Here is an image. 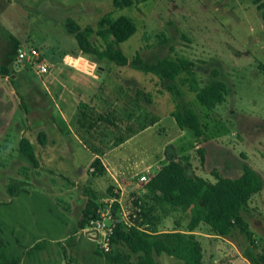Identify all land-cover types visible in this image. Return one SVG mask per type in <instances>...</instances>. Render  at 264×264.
<instances>
[{
  "label": "rangeland",
  "instance_id": "rangeland-1",
  "mask_svg": "<svg viewBox=\"0 0 264 264\" xmlns=\"http://www.w3.org/2000/svg\"><path fill=\"white\" fill-rule=\"evenodd\" d=\"M69 18L98 50L118 39L130 60L137 52L146 64L167 56L187 60L190 71L178 80L185 100L200 116L203 138L179 127L167 84L153 73L93 62L78 50L76 57L104 73L102 81L70 75L59 63L77 46L66 31ZM29 47L53 69L38 75L26 66L9 78L0 76V237L21 264H111L97 254L98 239L79 228L83 210L90 199L109 198L113 178L133 190L143 187L148 174L139 175L137 165L122 159L116 163L109 156L104 160L113 175L99 176L90 169L97 153L94 145L101 160L121 143L119 138L130 136L128 127L146 125L148 113L158 120L149 126L148 138L174 144L168 155L189 153L188 175L209 182L215 181L214 171L238 178L245 165L260 175L263 190L241 213L252 238L236 227L225 237L228 242L210 236L203 247L204 264L258 262L264 255V21L255 0H0V65L16 68L19 50ZM213 82L224 84L223 101L205 105L198 94ZM83 104L95 110L98 127L91 132L77 125ZM99 115L110 122H99ZM42 132L45 136L39 138ZM22 138L31 142L39 167L21 154ZM198 147L206 150L203 164L195 152ZM190 221V212L176 211L156 222V231L173 244L168 236L178 224L186 230ZM202 231L213 234L205 224ZM157 260L183 264L167 254Z\"/></svg>",
  "mask_w": 264,
  "mask_h": 264
},
{
  "label": "trees",
  "instance_id": "trees-1",
  "mask_svg": "<svg viewBox=\"0 0 264 264\" xmlns=\"http://www.w3.org/2000/svg\"><path fill=\"white\" fill-rule=\"evenodd\" d=\"M255 4L264 21V0H255ZM66 31L75 37L77 47L82 54L93 62L107 61L118 66L131 65L145 73L150 72L157 75L167 84L166 87L176 103L177 109L173 116H175L179 127L190 129L197 139L203 138L204 126L200 116L195 108L185 100V91L178 80L184 71H190L191 64L187 60L173 59L167 56L156 63L146 64L139 52L134 59L130 60L122 50L118 39L111 40L105 49L98 50L88 42L81 26L72 18L68 19ZM163 41L167 42V40ZM16 71L17 68L12 66L0 65L1 77L9 78ZM224 90V84L213 82L203 88L202 93L198 94V98L205 105L216 106L223 101ZM78 110L76 120L78 128L91 132L93 127H98L97 120L95 119L96 122L94 120V108L83 104ZM149 115L148 113V118L145 117L147 124L140 129H134L132 126L127 128L130 133L127 138L158 121L157 118L149 117ZM100 121L110 122L109 118L99 115ZM41 135L45 136V133L39 134V138H42ZM127 138H119V141L123 143ZM94 147L97 156L92 161L90 169H94L99 176H104L107 174V170L98 156L100 150L95 145ZM20 152L34 167H39L40 164L33 146L27 138L21 139ZM195 152L199 156L200 162L205 163V148L198 147ZM191 164L189 153H183L176 158L171 157L152 173L143 187L134 191L146 190L141 198L145 221L150 222L156 230V222L172 213L176 211L190 212L191 221L187 226L189 232L194 231L201 222H204L218 236L228 237L237 227L248 238H252V232L248 229L241 213L248 206L251 198L263 190V180L257 171L249 165H245L238 178H226L214 171L215 181L209 182L201 176L188 175L187 167ZM113 188L112 181V186L108 188L109 196L113 194ZM102 204L103 202L96 201L94 198L88 200L83 210V217L78 224L80 229L87 225L90 215ZM168 237L173 238V244L163 239L160 233L148 234L134 226L120 223L116 228L113 240L114 251L109 254L100 253L111 264H159L157 256L162 254L175 257L183 264H204L203 248L194 234L173 232ZM41 247L43 246L40 244L38 249ZM96 252L100 254L98 250ZM248 257L252 258V254L249 253ZM0 264H21L20 259L10 253L9 242L6 243L1 237ZM254 264H264V255L260 256L258 262H254Z\"/></svg>",
  "mask_w": 264,
  "mask_h": 264
},
{
  "label": "built area",
  "instance_id": "built-area-1",
  "mask_svg": "<svg viewBox=\"0 0 264 264\" xmlns=\"http://www.w3.org/2000/svg\"><path fill=\"white\" fill-rule=\"evenodd\" d=\"M15 66L18 69L31 66L38 75L48 74L51 70L50 64L33 47H29L28 50H19ZM113 179L115 181L113 194L90 215L89 222L82 230L90 238L98 239L97 248L103 254H109L114 251L115 245L113 240L116 228L120 223L134 226L148 234L158 233L150 222L145 221V217L143 216L141 198L146 190L141 189L134 192L135 190H128L125 182L122 186L115 178ZM148 179L149 177L146 175L142 178L145 182Z\"/></svg>",
  "mask_w": 264,
  "mask_h": 264
},
{
  "label": "crops",
  "instance_id": "crops-1",
  "mask_svg": "<svg viewBox=\"0 0 264 264\" xmlns=\"http://www.w3.org/2000/svg\"><path fill=\"white\" fill-rule=\"evenodd\" d=\"M78 50H80V49L77 46L70 48L68 51H66L62 55L59 63H62L66 67V69H68L70 71V73H69L70 75H73L74 74L73 72H77L80 75L89 76L98 82L102 81V77H103L104 73L100 72L99 70H97L98 72H96L92 69V68H95V65H96L95 63H94L95 65H94L93 63L88 62V60L84 59L83 57H79V56L76 57L74 53ZM43 56H46V55H43ZM67 58H70L74 61H80L81 63H87L88 69H82V68L78 67L77 65L71 63ZM52 69H53V67L51 66V70ZM150 130H151V127H147L145 129L141 130L140 132H138L137 134L127 138L123 143L119 144L117 147L112 148L108 152L104 153L105 155L101 156V161H102L103 166L106 168L107 172H109L111 174L110 169L106 166V162H105L104 158L109 157V156H112L113 161L116 160V163H117V161H119L121 159L124 162L130 161L131 165H133V167H134V165L138 166V171L140 173L139 175L146 173V174H148L147 175L148 177H150L156 169H158L160 166H162L163 162L165 160H168L170 157L176 158L177 156L174 153L169 154V155L166 154V151L170 148L169 146L172 147L174 144L173 145L169 144V146H167V144H163V142H159V143L157 142V144H156L155 142L151 141L152 140L151 138H148L150 136V133H151ZM159 130H162V129H159ZM144 138H146V139L143 140ZM95 156H97V155H95ZM98 156L100 158V155H98ZM111 175H113V174H111ZM136 179H139V178H136ZM137 189L138 188H135L133 190H137ZM174 213H172L168 217L163 218V220L164 219L165 220L170 219ZM203 224H205V223L201 222L200 225L192 232H189L187 230V228H186V230L178 229L179 227H181V225L178 224V226H177L178 228L173 232H183V233H187V234H194L196 236L197 240L201 243L202 248L204 247V243L206 241H208V237H210V236L213 239L218 238V239H222L223 241L228 242V240L225 237L218 236L214 233L210 234L208 232L202 231ZM205 225L207 227H209L207 224H205ZM209 229H210V227H209Z\"/></svg>",
  "mask_w": 264,
  "mask_h": 264
},
{
  "label": "bare ground",
  "instance_id": "bare-ground-1",
  "mask_svg": "<svg viewBox=\"0 0 264 264\" xmlns=\"http://www.w3.org/2000/svg\"><path fill=\"white\" fill-rule=\"evenodd\" d=\"M85 68H87L88 69V67H87V63H81Z\"/></svg>",
  "mask_w": 264,
  "mask_h": 264
}]
</instances>
